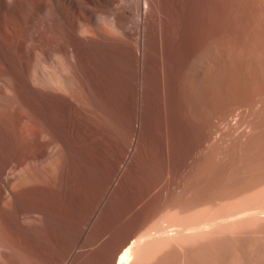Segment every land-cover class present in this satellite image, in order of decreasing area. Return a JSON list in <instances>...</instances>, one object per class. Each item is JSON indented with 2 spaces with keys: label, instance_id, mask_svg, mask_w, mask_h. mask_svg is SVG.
Returning a JSON list of instances; mask_svg holds the SVG:
<instances>
[{
  "label": "bare ground",
  "instance_id": "bare-ground-1",
  "mask_svg": "<svg viewBox=\"0 0 264 264\" xmlns=\"http://www.w3.org/2000/svg\"><path fill=\"white\" fill-rule=\"evenodd\" d=\"M237 2L236 0H0V44L3 45L6 49L5 50L6 53L3 51L4 53L0 54V70L9 69L8 71H10L9 67H10L11 62L13 63L17 62L21 72L27 75V78L29 79V81L33 82L32 80L35 79L34 74H38V75L43 74V68L46 67V66L43 67L44 65H48L49 67L51 66V69H54L52 68V66L55 68L59 66L58 60H55V59L51 60V57H53L55 52L57 53L61 52V54L63 53L64 56L65 54L66 55L69 54L71 55V57L74 58L73 61L75 62H72V63L73 64L75 63V65L77 66V68L80 69V71L82 69L90 74V76L89 74L87 75L91 77L92 79L91 80L92 85H90L91 88L93 86V88H95L100 93L102 107H101V110H99L101 111V114L99 115H101V119L98 116V114L97 116L99 117L98 118L99 121L102 120L103 122L101 126L105 125L107 127V128L103 127V129L114 130L113 132L115 133L116 128L118 129L119 127H121L119 125L123 123L122 120L124 117L125 119L127 118L128 121L130 122L131 127H127L130 129L126 128L128 130V133H127L128 139L126 138L128 141L127 143L124 142L125 143V146L123 145L124 151H134L135 146H138L137 139L139 135L138 134L139 130L137 131V128L140 125L139 123H141L143 116L147 114L149 115V112L151 111V109H153L151 108L152 106L155 107L154 109L158 111L157 116H159L158 117L160 121L159 127L161 130L159 128L158 129L162 133L161 137L163 138L164 136V139H163L165 142L164 146L168 147L167 139L169 138V135L172 136L170 138H173V136L175 138L181 132V128L182 127L184 128L186 126L185 125L186 115L184 114L185 112L182 106L183 104L180 103L182 101L180 92L183 90V89L181 90V88H183L185 85L188 84L189 86L191 84L189 83L190 82L189 80H187L189 82L186 83L185 79H188L190 77L191 75L190 73H194V71L193 72L191 71L196 69L195 67L197 66V64L200 63V62L197 63L198 61H201V64L203 65L202 68H204V70L207 72V75H209L208 79L210 78L212 79L213 76L216 74V73L214 74L213 72H216L215 70L219 68L218 67L215 69V67H217L216 62L219 60L218 58H217L218 60L216 59V57L218 56L217 54L219 53V52L218 53L216 52V50L219 51L217 49L218 48L217 46L218 37H219V34H221L220 31H222V33L224 34V30H226L227 35H228V32L230 33V31L232 33V30L234 28L231 30H228V29H230V26H232V22L234 21L235 5ZM251 3H254L255 5L257 3L264 4V0H252L251 2L250 1L248 2V5ZM263 4H261L262 7H263ZM255 5H254V8H255ZM236 7L239 8L238 4ZM246 7L248 8L249 6H246ZM244 9H242L241 12H243ZM249 14L254 15L252 13H249ZM249 14L247 16H249ZM257 15L253 17L257 18ZM243 16H244V13H243ZM235 17L239 18L236 15ZM240 18L242 20V17ZM259 18L261 17L259 16ZM238 20L240 22L239 24H241L242 21H244V20L240 21V19ZM251 22L252 20L250 21V24ZM235 24L237 25V23ZM244 25L242 24L240 26H243V29H244ZM225 26H226V29L224 28V30H222V28ZM246 27L247 26H245V29ZM245 29H244V32H245ZM251 31H248V32H251ZM253 37H256V36L253 35ZM250 38L251 37H249V39ZM250 41H248V44ZM245 43L239 42V44H245ZM250 45L251 44H249V46ZM241 49L240 51H242ZM244 51L245 50L243 49L242 52ZM235 53H238V51ZM246 53L249 54V52H246ZM58 54L55 56L57 57L62 56L61 54L60 55ZM256 54H258V52ZM240 55L238 54V56ZM243 56L244 55L242 54V57ZM258 57L262 58V55L261 56L258 55ZM243 58H247V57H243ZM249 58L251 60V57ZM261 60L259 62H261ZM55 61L57 64L55 63ZM257 61H258V58H257ZM238 63H241V62L239 61ZM54 64H56L57 66H54ZM201 64L200 66H202ZM261 66L263 65L261 64ZM47 68L48 67H46L45 70H50L49 68L48 69ZM59 69L57 71H59ZM213 69L215 70L213 71ZM255 69H256V66H255ZM61 70H63L62 67H61ZM204 70L203 71L198 70L200 74L198 73L196 75H202V72H204ZM252 70H251L252 74L251 73L250 74L253 76ZM2 73L1 75H3ZM82 73H85V72H82ZM5 74L6 73H4V75ZM186 74L189 77L185 76ZM227 74L230 75V73H227ZM63 76H64V73H63ZM257 76L256 74H255V77L253 76L251 78L250 76L252 80V81L250 80V82H252L253 84L251 86L252 88L251 92L248 91L249 90L248 88H246L248 89L247 91L250 92L251 97L255 95L254 93L256 89L260 90L259 88H254L257 85V82H258L257 80H259L262 77L261 76L258 79L259 76L258 77ZM66 77L64 76V78ZM62 78L63 77H61V79ZM88 78L86 76V79L84 81L85 83ZM40 79L42 80V78ZM189 79L191 80L192 77ZM80 80L81 78H79L78 81ZM242 80L244 82V79ZM51 81H53V78ZM193 81L194 83H192ZM193 81H191L192 85L195 84V81H196V84L198 82L197 78L195 80L193 79ZM199 81L200 82H198V84L199 83L206 84L204 83V81L206 82L205 79L203 80V82H201L202 80H199ZM236 81L238 80H235V82ZM262 81L264 82V80ZM213 82L216 83V81H212V84ZM227 82L225 81V83ZM7 84H9V82H7ZM55 84H53V86ZM86 84L84 86H86ZM208 84H210V81ZM46 85H49L48 82ZM46 85L41 86V88L46 92V95L54 94L55 91L58 92L59 90L60 91L59 95L62 98L67 100L69 104L73 105V107L74 106L75 108L80 107L81 108L80 110L83 111L82 113L84 114L86 109L81 106L80 104L81 102L79 103L76 100L77 99L76 97L78 96L75 97L74 95H72V93H70L71 91L70 92L66 91L65 87H64L65 89H63L62 87H59V86L51 87L49 85L50 88L54 90L52 91L51 89H49V87H46ZM228 85L230 84L228 83L227 86ZM238 85H239V82H238ZM195 86L193 85L194 88ZM199 86H196V88L197 87L201 88L202 85L200 87ZM210 86H207L208 91H209ZM71 87L73 86L71 85ZM205 87L202 86V88H205ZM223 87H224V84H223ZM198 88L197 90H199ZM185 90H188V88ZM185 90H183L184 91L183 93L186 94L187 92H185ZM220 91L221 90H219V92ZM225 91L227 92V90ZM260 92L264 93V85L261 88ZM260 92L257 93L258 97L260 96L259 94ZM230 93H232V91ZM215 94L217 95L218 92ZM241 94L236 95L234 93L236 97H234L233 95V99L231 100L230 98L229 100L230 103H228V101L226 100L225 102L227 103H224L223 105L218 104L219 106L220 105L221 106L220 107L218 106L215 110L213 109L214 112H216L217 110H220L221 112H223L224 117L222 119H224L226 118L225 115L229 116L228 114L230 113L233 114V111L237 112L236 110L239 109L240 107L242 106L245 107L244 106L246 104L245 100H247L248 97L245 99L244 97H246V95L244 96ZM90 95L91 94H89V96ZM207 95L208 94H206V96ZM230 97H232V94H230ZM208 98H211V96ZM96 99L97 98H95V100ZM219 99H217V102ZM13 100H14V97H13ZM99 100L100 99H98V101ZM183 100H186V99H183ZM250 100H253V98H251ZM257 101H255V103H257ZM262 101L260 100L259 102H262ZM204 102L206 103L207 101L205 100ZM247 102H249V99ZM94 104H96L97 106V103H94ZM246 105L250 106L251 103L249 105L247 103ZM30 108L31 107L29 106V109ZM43 108L41 110H43ZM92 109L94 110L96 109V107ZM205 109H208V108H205ZM31 110L34 111L33 109ZM52 111L53 112L55 111L54 108ZM52 111H49L48 109L44 113L43 112L40 113V114H44L43 116L38 115L39 123L37 122L38 123L37 128L35 129L32 135V138H31L32 144L36 146H38V144L40 145L42 138L47 135L51 138V140L52 138L55 139V137H57L56 132H55L57 131V129L54 130L56 127L52 126L53 124L52 122L55 120L56 121L58 120L55 119V116L57 115L52 113ZM208 111L209 110H207V112ZM211 112L209 111V113ZM82 113H80V115ZM152 113H155V112H152ZM92 114H95V113L93 112ZM212 115H213V112H212ZM233 115H234L233 116L234 118L236 114H233ZM244 115L246 116L247 114L245 113ZM254 115L255 114H253V116ZM23 116L21 115V118ZM34 116H37V115L34 114ZM157 116H154V117H157ZM193 116L195 115L193 114ZM193 116L190 115L189 117L193 118ZM201 116L199 117L204 118L207 115L206 116L204 115V117H201ZM245 116H243V118ZM247 117L248 116H246V118ZM250 117L247 120L248 122H250ZM148 118L151 119L150 116H148ZM148 118L146 119L147 123L149 122ZM200 118H199V121H200L199 123H202L203 120H200ZM252 119H256V118H251V120ZM64 121L65 120L60 121V123ZM211 121H214V120H211ZM238 121L240 122L239 119ZM262 121H264V119ZM125 122H127V120ZM195 122L196 121H194L193 123ZM207 122L209 123V121ZM257 122H258V118H257ZM98 123H99L98 127L100 128L101 122H98ZM197 125L198 124L196 125L194 124L193 126L196 127ZM211 125H214V124H211ZM237 125L239 126L240 123L239 124L237 123ZM200 127L198 125V129ZM227 127H228L227 128L228 130L226 131H229V127L231 128L232 126L227 125ZM18 128H19L18 126L12 128L14 130L13 132L11 131L12 136L10 135L13 138V139L11 138V140L16 141V143H19L21 141L20 139L23 138V134L20 131V128L19 129ZM154 128L155 127H153V129ZM208 128H207V131L209 130ZM232 129L234 128H231V130ZM199 130H201V128ZM205 130L206 129L201 130V133H205ZM212 130L213 129H211V131ZM119 131H117V134H119L118 133ZM222 131H225V130H222ZM262 131L259 130V132H262ZM246 134H248V132H246ZM105 135L106 133H104V136ZM240 135H243V134H240ZM259 136L260 135H258V137ZM203 137L202 139H204ZM216 137H218V135ZM184 139L185 138H183V141H185ZM196 139L192 141H195ZM175 140H177V138ZM206 140L208 141L209 139L206 138ZM14 141H12V143ZM203 141L205 140H202L201 142L202 145L204 143ZM253 142H256V141H253ZM191 143L189 142L188 144L191 145ZM173 144L177 146L176 145L177 143L176 144L173 143ZM188 144H185V145H188ZM55 145H57V143ZM193 145H195V143ZM20 148H21V145H20ZM22 148L24 147L22 146ZM49 152L48 151H37L34 154L30 152L24 153L21 163L23 161L22 164H25V165L21 169V175L19 177L20 182L18 183L17 186L14 185L13 181H15V179L17 180L18 174L11 173L10 172L11 170L8 171L9 168H7V166H4L1 170L2 176L4 174L6 176V174H8L7 171L10 172L9 174L11 175H9L7 179L2 180L1 181L2 183L0 185V208L2 209L1 210L2 212H0V264H131L133 257H137L140 254L142 250V245H144V243L148 241L149 239L157 238V237H170V236L192 234V233H196V232H200L204 230H209L210 234L218 233V237L220 239H227L232 233L231 224L233 222H236V221H239L245 218H249V217H253V218L247 219L246 221H243L241 223V225L245 226L242 229V233L245 234L244 232H246L249 226L254 228L260 234L264 233V174H263L262 176L256 179L254 178L250 179L245 185L247 191H250L252 193H258L260 196H263V198L258 199L257 201H254L252 203H246V204L239 203L236 206L228 207L222 210V212L220 213L218 217L208 218L205 221H191L187 224H181V226H175V224H169L159 230L147 232L145 234H141V232H138V231H130L118 242V244L107 255L106 260L103 263H101L102 258L104 257V252L102 251L103 238H102L101 233L96 232V226H99V224H101V222H99V215L104 212V207L105 205H107L108 195H109L108 192L113 190V188L112 189H109V187L107 188V184L109 183L110 185L112 182H115L116 180H119L121 178V174L119 171L122 167H118L113 172L107 175L108 176L107 182L104 183V185L101 187V189L99 190V195L97 197L95 198L87 197L89 196L87 193L90 192L89 179H91V177L95 178L98 176H96L92 168L88 167L89 162L86 158V154L82 155L78 153V155H75L73 152L65 151V150L64 151L62 150L53 151L50 154ZM41 159L47 160V162L44 161L45 164L47 163L44 167H39L43 165L36 166L34 164L33 165L31 164V163H34L33 161L35 160L40 161ZM81 160H82V163L80 162ZM137 162L138 161H133V159L129 160L128 158L124 162V166L130 165V163L133 165ZM115 189L116 188H114V190ZM221 191L231 194L234 190L230 187H226V188L217 187L216 189L212 190L211 194L219 195ZM214 227L216 228L213 229ZM229 250L230 249H222L220 252H224V254L223 256H220L218 254L219 251L217 252L214 249V246H208L204 249L202 253L197 255L198 257L196 258V262L194 263L187 261L182 256L172 257L170 255H162V254L156 253L150 256L149 264H233V263L236 264L235 257L238 255L237 253L235 256L233 253L230 254ZM247 251H250V250L247 249L245 252Z\"/></svg>",
  "mask_w": 264,
  "mask_h": 264
},
{
  "label": "rangeland",
  "instance_id": "rangeland-1",
  "mask_svg": "<svg viewBox=\"0 0 264 264\" xmlns=\"http://www.w3.org/2000/svg\"><path fill=\"white\" fill-rule=\"evenodd\" d=\"M249 1L251 2L252 0H249ZM249 1L240 0V2H239V0H236L237 3L235 5L234 14L239 18H236L234 15V21L232 22V26H230V29H228V30H231L234 28L232 30V33L230 31V33L228 32V35H227L226 30H224V28L226 29V26L222 28V30H224V34L222 33V31H220L221 34H219L218 41H217L218 42V44H217L218 48L217 49L219 51L216 50L217 53L219 52L217 54L218 56L216 57V59L218 58L219 60L218 59H217L218 61L216 60L217 61L216 66L217 67H215V69L219 67L218 68L219 70L213 69V71L214 70L216 71V72H213L214 74L216 73L213 76V78L208 79L209 75H207V72L204 70V68H202L203 65L201 64V61L197 62V63H199V62L200 63L197 64V66L195 67L196 68L195 70L191 71V72L194 71V73H190L191 74L190 77L187 76V74L185 75L189 78L192 77L191 80L189 78L185 79V77H184V79L186 80L185 81L186 83H188L190 81L189 82L191 84V85H189L190 88H189L188 84L184 86L185 88L184 87L181 88V90L182 89L185 90L188 88V90H185V92H187V93L189 92V93L185 94V93H183L184 92L183 90L182 91L180 90L181 91L180 92L181 100L183 101V102L181 101L180 103L183 104L182 106H183V109L185 112L184 114L187 116V117L185 116V118H186L185 125L186 126L184 125L185 130L183 127L181 128V132L179 133L180 135L178 134L175 138H174V136H173V138H170L172 136L169 135V138L167 139L168 147L164 146V143H165L163 140L164 136H163V138L161 137L162 133H161V131H160L161 129L159 127L160 121L158 118L159 116H157L158 111L156 109H154L155 107L152 106L151 108H153L154 110L151 109V111H150L151 114L149 112V115L147 114V115L143 116L144 119L142 118L141 123H139L141 126L139 125L137 128V131L139 130L138 131L139 135H138V139H137L138 146H135L134 151H124L123 150L124 149L123 147L125 146L124 142L127 143V141H128L127 140L128 139L127 138L128 137V134H127L128 130L127 129H130L127 127H131L130 122L128 121L127 118L125 119V117L123 118V120L121 119L123 123L121 124V122H120L121 125H119V126H121V127L118 126L119 128L118 129L116 128V131H115L117 136L113 132L114 130L103 129V127H105V128H107V127L105 125L101 126L103 124V122H102V120L99 121V119H98L99 117L101 119V115H99V114H101V111H99V110H101V107H102L100 93L95 88H93V86L91 88L90 85H92L91 84L92 79H91V77H89L90 74L87 73L86 71L82 70V69L80 71V69L77 68L75 63L74 64L72 63L75 61H73L74 58L71 57V55H69V54L66 55L64 53L65 54V56H64L63 53L61 54V52H58L62 56L57 57L55 55H57L58 53L55 52L56 54L54 53L53 57H51V60H54V59L58 60L59 66L56 65L57 64L56 61H55L56 64H54V66H57V67L55 68L52 66V68H54V69H51V66L49 67L48 65H44L43 67L46 66L50 70H45L46 69V67H45V68H43V74L42 75L34 74L35 79L32 80L33 82L29 81V79L27 78V75L24 74L23 72H21L17 62H14V63L11 62L10 67H9L10 71H8L9 69L8 70L5 69L7 71L0 70L1 73L3 71V73H2L3 75H1V73H0V76L2 77V78L0 77V176H1L0 177V185L2 183L1 182L2 180L7 179L9 177V175H11V174H9L10 172L18 174L17 180L15 179V181H13L15 186L18 185V183L20 182L19 177L21 175V169L25 165V164H22L23 161L21 163V160L23 159V155L25 152H30V153L34 154L37 151H48V152L50 151L49 152V154H50L53 151H58V150L64 151L65 150V151L73 152L75 155H78V153L82 154V155L86 154V158L89 162L88 167L92 168L93 172L96 174V176H98L95 178L91 177V179H89L90 192L87 193L89 195L87 197H92V198H95L99 195V190L104 185V183L107 182V178H108L107 175L110 174L111 172H113L118 167H122L119 171L121 174V178L119 180H116L115 182H112L110 185H109V183L107 184V188L108 187H109V189L113 188V190L108 192L109 195H108L107 205H105V207H104V212L99 215V222H101V224H99V226H96V232L101 233L102 238H103L102 251L104 252V257L102 258L101 263H103L106 260L107 255L118 244V242L130 231H138V232H141V234H145L147 232L159 230V229H161L164 226H167L169 224H175V226H181V224H187L191 221H205L208 218L218 217L220 215V213L222 212V210H224L228 207L236 206L239 203L240 204L241 203H244V204L252 203L254 201H257L258 199L263 198V196H260L258 193H252L250 191H247L246 187H245L246 183L250 179H253V178L256 179V178H258L264 174V131H262V130H264V124H263L264 121H262L264 119V98H263L264 93L260 92L261 88L264 85V82L262 81V80H264V77H263L264 72H262V71H264L263 70L264 69V67H263L264 66V53H263L264 52V39H263L264 38V32H263L264 31V21H263L264 20V16H263L264 15V12H263L264 11V8H263L264 4L261 3V4H263V7L261 4H258V3H257L258 5L257 4L255 5L254 3H251L248 5ZM243 2H245V3H243ZM237 4H238L239 8L236 7ZM241 4H242V6H241ZM245 5L249 6V7L247 8ZM254 5H255V8H254ZM261 8L263 11L261 10ZM242 9H244L243 12H241ZM236 10L238 13L236 12ZM247 10H248V12H247ZM251 10H253V11H251ZM257 11H258V13H257ZM239 12H241V13H239ZM259 12H260V14H259ZM243 13H244V16L246 14L245 17L243 16ZM249 13H252L254 15H251ZM241 14H242V16H241ZM248 14H249V16H247ZM257 14H259V15H257ZM255 15H257V18L253 17ZM259 16L261 18H259ZM240 17H242V20H244V21H242ZM243 17H244V19H243ZM246 18L249 20V22ZM238 19H240V21H242L241 24H239L240 22ZM250 19L252 20V22H251V24L253 23L252 25L250 24V21H251ZM261 20L263 21V23ZM235 23H237V25ZM244 23H245V25H244ZM259 23H260V25H259ZM242 24L244 25V29H245V26H247L245 29V32H244L243 26H240ZM246 24H248L249 27ZM233 26H235V27L237 26V27L235 28ZM260 26H261V28H260ZM238 29H240V30H238ZM251 29H252V31H251ZM261 29H262V31H261ZM255 30H256V32H255ZM257 30H258V32H257ZM248 31H251V32H248ZM253 31H254V33H253ZM246 32L249 33L250 35L247 34ZM259 32H260V34H259ZM261 32H263V33H261ZM244 34H245V36L246 35L247 36L245 37ZM253 35H255L256 37H253ZM258 35H259V37H258ZM261 36H262V38H261ZM240 37L242 38V40ZM244 37L246 40L244 39ZM249 37H251V38L249 39ZM254 38L256 41L254 40ZM247 39H248V41H250L251 39L253 40V41L251 40L252 42L250 41L251 43L249 42V44H251L250 46L248 44ZM239 42L240 43L241 42L242 43L247 42V43H245L246 44L245 45V44H239ZM2 46L3 45L0 44V54L4 53L6 50L5 47L4 46L2 47ZM2 48H4V49H2ZM240 49L242 51H243V49L245 51L247 50L246 52H249V54L252 52L253 54L251 53L249 55L248 53H246L244 51L247 54L246 55L244 52L240 51ZM256 50H258V51H256ZM237 51H238V53H235ZM257 52H258V54H256ZM60 54H58V55H60ZM238 54L239 55L241 54V55L238 56ZM242 54L244 55L243 57H247L248 59L243 58ZM260 54L262 55L263 59L261 57H258V55L261 56ZM54 56H55V58H54ZM63 56H64V58H63ZM248 56L251 57V60ZM58 58H60V59H58ZM257 58H258V61H257ZM259 59L260 60L262 59L261 62H259L260 61ZM222 60H223V62H222ZM239 61L241 63H238ZM249 62L251 63V65ZM223 63H225V64H223ZM200 64L202 66H200ZM218 64L219 65L221 64V65L219 66ZM261 64L263 66H261ZM224 65H226V66H224ZM16 66H18V67H16ZM255 66H256V69H255ZM59 67H60V69H59ZM61 67L63 70H61ZM69 67H71V68H69ZM57 68L59 69V71H57L58 70ZM251 68L252 69L254 68V69L252 70ZM197 69L199 71L204 70V72H202V75H196L198 73L200 74V72H198ZM196 70H197V72H196ZM251 70L253 72L254 77H255V74H256V76L258 74V76H259V77L257 76L258 79L262 76L261 77L262 79L260 78L261 81H260V79L257 80L259 83L257 82V85L254 87V88H259L260 90L256 89L255 93H254L255 95L252 97L250 96V92L252 89L251 86L253 85L252 82H250L251 78L253 77L251 75L252 74ZM255 70H256V72H255ZM48 72H50V73H48ZM82 72H85V73H82ZM248 72H249V74H248ZM4 73H6V74L4 75ZM60 73H62V74H60ZM63 73H64L65 77L67 76L66 78H64ZM67 73H68V75H67ZM225 73H226V75H225ZM227 73H230V75ZM87 74H89V76ZM15 75H17V76H15ZM60 76L63 78L61 79ZM86 76H87V78L89 77L86 80L87 84L84 82L86 79ZM219 76L220 77L223 76V77L220 78ZM250 76H251V78H250ZM15 77H16V79H15ZM23 77H25V78H23ZM236 77H237V79H236ZM40 78H42V80ZM49 78H51V79H49ZM52 78H53V81H51ZM79 78H81L80 81H78ZM82 78H84V79H82ZM196 78H197L198 82H200L199 80H202L201 82H203V80L205 79L206 82L204 81V83H206L207 85L203 84V83L198 84V82L196 84V81H195V84H193V85L194 86L195 85L196 86L202 85L204 87L211 85L210 86L211 88L209 87L210 92L208 91V87L207 88L206 87L202 88V86H201V88L197 87L199 90L202 89L201 91L197 90L196 86L194 88L192 83H194L193 79L195 80ZM213 79H215V80H213ZM242 79H244V82ZM187 80H189V81H187ZM208 80L210 81V84H208L209 83ZM221 80H222V82H221ZM235 80H238V81H236L237 83L235 82ZM191 81H193V82L191 83ZM207 81H208V83H207ZM212 81H216V83L213 82V84H212ZM225 81L226 82L228 81V82L225 83ZM229 81L233 84L235 83L236 84V85L234 84L235 87ZM1 82H2V84H1ZM7 82H9V84H7ZM43 82H45V83H43ZM47 82L51 87H58L59 86V87H62L63 89L66 88L65 89L66 91H68V92L71 91L70 93H72V95H74L75 97L78 96V97H76L77 99L75 97L74 98L79 103L81 102L80 103L81 106L86 109V111L84 112L85 115L82 113L83 111L80 110L81 109L80 107L75 108V106L73 107V105L69 104V102L67 100L62 98L59 95V93H60L59 90H58V92L55 91L56 94L54 93L51 95L50 94L46 95V92L41 88V86H45L47 84ZM88 82H89V84H88ZM238 82H239V85H238ZM29 83L31 85L32 84L33 85L31 86ZM55 83H57V84H55ZM222 83L224 84V87H223ZM228 83L230 84V85H228L230 87L227 86ZM53 84H55V85L53 86ZM85 84H86V86H84ZM214 84L217 86H215ZM261 84H262V86H261ZM49 85H46V87H49V89H51ZM71 85L73 87H71ZM212 85H214V86H212ZM237 85L240 86L241 88L238 87ZM69 87H71V88H69ZM212 87H213V89H212ZM246 88H248L249 90ZM3 89H4V91H3ZM15 89H17V90H15ZM74 89H75V91H74ZM189 89H191V90H189ZM204 89H206V90H204ZM229 89L230 90L232 89L231 90L232 93H230L231 91ZM234 89H236V90H234ZM239 89H240V91H239ZM51 90L54 91L53 89H51ZM77 90H78V92H77ZM87 90H88V92H87ZM213 90H215V91H213ZM219 90H221L222 92L224 91V92L222 93L220 91L221 92L220 93ZM225 90H227V92ZM241 90H242V92H241ZM247 90L250 92H248ZM257 90H258V92H260L259 97L257 95V93H258ZM52 91H50V92H52ZM81 91H83V92H81ZM197 92H199V93H197ZM217 92H218V94L216 95L215 93H217ZM239 92H241L242 94ZM243 92H245V93H243ZM212 93H214V94H212ZM234 93L236 95H240V94L244 95V96L246 95V97H244V98L246 99L248 97L249 102H247L248 99L247 100L244 99V100L246 101V104L248 103V105L251 103L252 106L251 105L250 106L252 108L245 104L244 106L246 108L242 106L236 110L237 112L233 111V114H236V116L234 118H233L234 115L232 113H230L231 115L230 114H228L229 116L225 115L226 118L222 119L224 117L223 112H221L220 110H217L216 112H214V110L219 106L218 104L223 105L224 103H227V102H225L226 100L228 101V103H230L229 100H230V98H231V100L233 99ZM89 94H91V95L89 96ZM194 94H196V95H194ZM206 94H208V95L206 96ZM230 94H232V97H230ZM220 95H221V97H220ZM236 95H234V97H236ZM256 95H257V97H256ZM210 96H211V98H208ZM13 97H14V100H13ZM95 98H97V99L95 100ZM251 98H253V100H250ZM98 99H100V100L98 101ZM183 99H186L187 101L183 100ZM217 99H219L218 102H217ZM257 99H258V101H257ZM21 100H22V102H21ZM92 100L95 102H93ZM205 100L207 101L206 102L207 104L204 102ZM260 100L261 101L263 100L262 101L263 103L259 102ZM86 101H87V103H86ZM208 101H209V103H208ZM213 101H214V103H213ZM219 101H220V103H219ZM245 101H244V103H245ZM252 101L254 103H255V101H257V103L254 104ZM210 102H212V103H210ZM94 103H97V106ZM195 104L198 106H196ZM210 104L211 105L213 104V105L211 106ZM26 105L28 108L26 107ZM84 105H86V106H84ZM194 105H195V107H197L199 109L195 108ZM29 106L31 107L30 109H29ZM43 107H45V108H43ZM95 107H96V109L93 110L92 108H95ZM200 107H202V108H200ZM42 108H43V110H41ZM53 108L55 110L54 112L52 111ZM205 108H208V109H205ZM260 108H262L263 111ZM21 109H22V111H21ZM31 109H33L34 111H32ZM36 109H38V110H36ZM48 109H49V111H52V113L57 115V116H55V119H57L58 121L55 120L56 122L55 121L52 122L53 123L52 126L56 127L54 130L57 129V131H55L57 137H55V139L52 138V140H53L52 141L48 135L44 136L42 138L40 145L38 144V146H36V145L31 143V138H32V135H33L35 129L37 128V124L39 123L38 122V115L43 116L44 114H40V113H42V112L44 113ZM192 109L194 111L195 110L196 111L194 112ZM210 109L212 110L213 115H212V112ZM96 110H98V111H96ZM190 110L193 112H191ZM207 110H209L211 113H209V111L207 112ZM243 110H244V112H243ZM30 111L32 114L35 112L34 114L37 116H34V114L32 115L30 113ZM88 111H90V112H88ZM24 112L25 113L28 112V113L25 114ZM93 112L95 114H92ZM152 112H155L156 114L152 113ZM203 112H205V113H203ZM253 112H255V113H253ZM20 113L22 116L23 115L25 116V117L24 116L22 117L23 119L21 118ZM80 113H82V114L80 115ZM188 113H190V114H188ZM196 113L198 114V116ZM243 113L244 114L246 113L247 114L246 116H248V117L246 118V116ZM97 114L99 117L97 116ZM193 114L195 116H193ZM253 114H255V115L253 116ZM95 115L97 118L95 117ZM190 115L193 116V118L194 117H196V118L193 119V118L189 117ZM204 115L205 116L207 115L206 116L207 118L204 117ZM148 116H150L151 119H149ZM154 116H157V117H154ZM199 116L204 117V118H200ZM241 116H242V118H241ZM243 116H245V117L243 118ZM249 117H250V122L247 121L249 119ZM147 118L149 119L148 121L150 122V124H149V122L147 123V121H146ZM199 118H200V120H203L205 123L203 121H202V123H199L200 122ZM209 118H210V120H209ZM251 118H256V119L251 120ZM257 118H258V122H257ZM195 119H197V120H195ZM204 119L209 121V123L207 121H205ZM238 119L240 120V122L238 121ZM241 119H243V120L245 119L246 121L244 120L245 121L244 122ZM63 120H65L66 122L64 121L65 123L64 122L60 123V121H63ZM126 120H127V122H125ZM211 120H214V121H211ZM97 121L101 122L100 128L98 127L99 123ZM190 121H192V122H190ZM194 121H196V122L193 123ZM230 121H231V123H230ZM212 122H214V123H212ZM215 122H217V123H215ZM220 122H222V123H220ZM54 123H56V124H54ZM210 123L214 124V125H211ZM228 123H230V124H228ZM237 123L238 124L240 123V125L238 126ZM67 124H68V126H67ZM192 124L193 125L198 124L199 127L203 124L200 128H201V130L206 129L205 133H201V130H199L200 128L198 129V125L195 127ZM215 124H216V126H215ZM227 125L232 126L231 128H234V129L231 130V128L229 127V131H226V130H228ZM16 126H18L20 128V131L23 134V138L20 139L21 141L19 140L20 141L19 143H16V141L11 140L12 132L14 130L12 128H14ZM145 126H147L149 129ZM260 126H262V127H260ZM63 127H65V128H63ZM142 127H143V129H142ZM153 127H155V128L153 129ZM253 127H254V129H253ZM120 128H121V130H120ZM191 128L192 129L194 128V129L192 130ZM207 128L209 129L208 131H207ZM255 128H256V130H255ZM211 129H213V130L211 131ZM119 130L121 131V133ZM196 130H197V132H196ZM222 130H225V131H222ZM240 130H242L243 133ZM249 130H251V131H249ZM259 130L262 132H259ZM117 131H119L118 132L119 134H117ZM155 131H156V133H155ZM232 131H234V132H232ZM6 132H8V133H6ZM246 132H248V134H246ZM250 132H252V133H250ZM104 133H106V135H105L106 137L104 136ZM207 133H208V135H207ZM107 134H109V135H107ZM216 134L218 135V137H216L217 136ZM240 134H243V135H240ZM257 134L260 135L259 136L260 138L258 137ZM111 135H113V136H111ZM220 136H221V138H220ZM222 136H224V137H222ZM188 137H190V138H188ZM202 137L204 139H202ZM61 138H63V139H61ZM176 138H177V140H175ZM183 138H185L184 139L185 141H183ZM206 138L209 140L211 139L210 140L211 142L209 140L207 141ZM194 139H196L198 141V143L196 140L192 141ZM201 139L205 140V141H203L204 142L203 145L201 144V142H202ZM212 139L214 141H216V140L217 141L214 142ZM257 140H259V141H257ZM12 141H14V142L12 143ZM54 141H56V142H54ZM170 141H172L175 144L177 143L176 144L177 146H175ZM253 141H256L258 143V145L256 142H253ZM52 142H54L55 144L57 143V145H55ZM189 142L190 143L192 142L193 144L195 143L196 146L193 145L192 143H191V145H189L188 144ZM14 143H16V144H14ZM179 144H181V145H179ZM185 144H188V145H185ZM254 144H255V146H254ZM20 145H21V148H20ZM22 146L24 148H22ZM142 146H144V147H142ZM128 158H129V160L133 159V161H138V162L133 164V165L130 163V165L124 166V162ZM45 159H46V157H45ZM45 159H41L40 161L35 160V161H33L34 163H31V164L32 165L34 164L36 166L43 165V166H39V167H44L47 164V163L45 164V162H44V161L47 162V160H45ZM80 162L82 163V160ZM4 166H7V168H9L8 171L11 170L10 172L7 171L8 174H6V176H5V174L3 175L6 178H4L1 175V170ZM12 168H13V170H12ZM112 185H113V187H112ZM110 186H111V188H110ZM217 187H220V188L230 187L234 191L231 194L221 191V193L219 195H212L211 194L212 190L216 189ZM114 188H116V189L114 190ZM1 210L2 209L0 208V212H2ZM250 218H253V217H249V218H245V219L233 222L231 224L232 233L230 234L229 238H227V239H220L218 237V233L210 234L209 230H204V231H200V232H196V233H192V234L170 236V237H157V238L149 239L148 241H146L144 243V245H142V250H141L140 254L137 257H133L131 264H149L150 256L152 254H156V253L162 254V255H170L172 257L182 256L187 261L194 263V262H196V258L198 257L197 255L202 253L204 251V249L208 246H214V249L217 252L219 251L218 254L220 256H223V254H224V252H220L222 249H230L229 250L230 254L233 253L234 256L237 253L238 256L235 257L236 264H264V251H263L264 250V233L260 234L254 228H252L250 226L247 228L246 232H244L245 234L242 233V229L245 226L241 225V223L243 221H246L247 219H250ZM215 228L216 227H214L213 229H215ZM247 249H249L250 251L245 252ZM233 264H235V263H233Z\"/></svg>",
  "mask_w": 264,
  "mask_h": 264
}]
</instances>
